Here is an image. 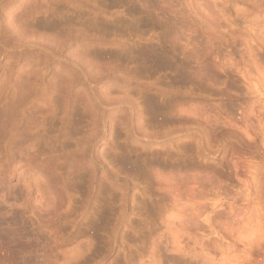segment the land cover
I'll use <instances>...</instances> for the list:
<instances>
[{"label":"rangeland","instance_id":"rangeland-1","mask_svg":"<svg viewBox=\"0 0 264 264\" xmlns=\"http://www.w3.org/2000/svg\"><path fill=\"white\" fill-rule=\"evenodd\" d=\"M0 264H264V0H0Z\"/></svg>","mask_w":264,"mask_h":264}]
</instances>
